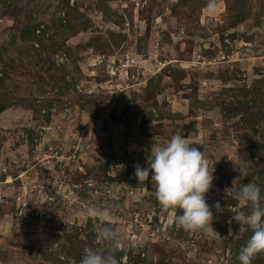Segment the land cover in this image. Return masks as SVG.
Listing matches in <instances>:
<instances>
[{"label":"rangeland","instance_id":"374dc122","mask_svg":"<svg viewBox=\"0 0 264 264\" xmlns=\"http://www.w3.org/2000/svg\"><path fill=\"white\" fill-rule=\"evenodd\" d=\"M176 133L215 167L212 228L142 256L114 214L158 203L150 175L147 200L127 193L130 165ZM249 182L264 196V0H0V264H79L101 224L120 233L121 264H240L252 231L229 221Z\"/></svg>","mask_w":264,"mask_h":264},{"label":"clouds","instance_id":"9594fccd","mask_svg":"<svg viewBox=\"0 0 264 264\" xmlns=\"http://www.w3.org/2000/svg\"><path fill=\"white\" fill-rule=\"evenodd\" d=\"M194 145L180 133L172 135L164 144L154 139L146 156L147 167L137 164L134 176L141 185L149 180L151 173L153 194L166 220H171L177 228L185 231H209L214 216L206 202V194L213 187L215 167ZM250 163L241 162L238 168L234 166L239 175L233 179L232 186L248 176ZM236 196L247 203L248 212L234 213L229 223L234 220L240 227L247 225L252 231L237 259L240 264H252L257 255L264 254V196L260 187L252 182L241 183ZM219 207L217 202L215 208ZM94 211L105 219L112 215L108 208L97 207ZM98 240L102 246L85 247L79 264H121L116 256L122 247L120 233L108 224H101Z\"/></svg>","mask_w":264,"mask_h":264},{"label":"built area","instance_id":"2783aa9c","mask_svg":"<svg viewBox=\"0 0 264 264\" xmlns=\"http://www.w3.org/2000/svg\"><path fill=\"white\" fill-rule=\"evenodd\" d=\"M64 118V116H62ZM43 130H51V126L49 127H41ZM118 130V129H117ZM97 153L102 154V150L100 148H95ZM67 154L60 152L58 150L53 151L54 157L56 158V163H64V161L73 162L79 158V154L84 153L82 148L79 146H74ZM139 164L141 167H147V163L144 162H134L130 166L134 167ZM135 171V170H134ZM133 171V172H134ZM151 176V173H150ZM132 181L128 184L127 193L130 195H137V197L141 200H145L148 198L149 191L147 187V183L139 184L138 180L133 174ZM52 198L45 200L46 206L51 204ZM147 200V199H146ZM2 198L0 197V203L2 202ZM17 206L16 213L20 218L30 217L32 216L31 208L27 203L25 197L17 196L16 198ZM146 202V201H144ZM158 202V201H157ZM126 211V212H125ZM35 216H41V210H36L33 212ZM31 218V217H30ZM115 220L119 222H123L124 226L130 231L131 238L134 241L129 245L135 252L145 255L144 247L147 244H161L169 241L172 238V235L179 231H185L183 229L177 228L171 220H166L165 216L161 214V209L159 203L154 204L152 202H147L145 205H138L134 209L128 208V206L124 207L123 211L114 214ZM129 244V243H128ZM122 248V247H121ZM120 248V249H121ZM127 256H124L122 259L123 264H126ZM228 261H226L227 263Z\"/></svg>","mask_w":264,"mask_h":264},{"label":"water","instance_id":"95a60500","mask_svg":"<svg viewBox=\"0 0 264 264\" xmlns=\"http://www.w3.org/2000/svg\"><path fill=\"white\" fill-rule=\"evenodd\" d=\"M260 129H261L260 127H258V128H257V133H259V132H260Z\"/></svg>","mask_w":264,"mask_h":264},{"label":"trees","instance_id":"16d2710c","mask_svg":"<svg viewBox=\"0 0 264 264\" xmlns=\"http://www.w3.org/2000/svg\"><path fill=\"white\" fill-rule=\"evenodd\" d=\"M255 132H257V128L255 129Z\"/></svg>","mask_w":264,"mask_h":264}]
</instances>
